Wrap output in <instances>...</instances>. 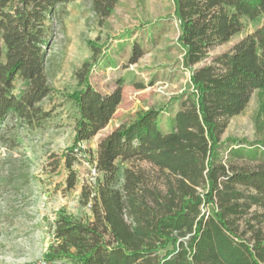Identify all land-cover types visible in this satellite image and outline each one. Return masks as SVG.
<instances>
[{"label":"trees","instance_id":"16d2710c","mask_svg":"<svg viewBox=\"0 0 264 264\" xmlns=\"http://www.w3.org/2000/svg\"><path fill=\"white\" fill-rule=\"evenodd\" d=\"M73 1L0 0L1 142L10 117L31 127L42 126L50 115L41 102L52 93L47 49L53 18L61 5ZM118 1L91 0L92 10L106 19ZM175 10L181 25L178 41L195 91L178 98L172 130L165 132L160 110L151 109L101 141L95 168L102 179L93 197L87 188L81 199L92 208L94 220L59 212L45 257L50 264H264L263 232L256 231L252 245L238 223L253 206L264 210V151H248L246 140H222L253 92L264 90V25L232 51L195 67L217 45L241 33L245 18L261 17L264 0H175ZM141 55V48H135L132 63ZM75 75L81 87L73 95L79 111L76 139L63 153L68 189L76 187L73 166L81 142L106 128L122 101L121 90L105 95L91 85L90 62ZM18 79L26 83L20 94L15 93ZM251 157L259 161L251 170L234 163ZM126 161L147 162L175 182L165 194L150 190L143 172L122 168ZM205 205H212L214 213L204 214Z\"/></svg>","mask_w":264,"mask_h":264},{"label":"rangeland","instance_id":"374dc122","mask_svg":"<svg viewBox=\"0 0 264 264\" xmlns=\"http://www.w3.org/2000/svg\"><path fill=\"white\" fill-rule=\"evenodd\" d=\"M57 13L47 49L52 93L41 102L50 115L42 126L31 127L10 117L4 126L5 142L0 141V264H35L45 259L54 243V222L59 212L93 221L92 208L81 199L87 188L93 197L102 179L95 168L101 141L120 126L133 122L140 112L151 109L160 110L161 128L165 132L172 130L173 115L180 109L178 98L195 91L192 72L184 64V49L178 41L181 25L175 0H119L106 19L93 12L91 0H74L61 5ZM243 22L241 33L217 45L209 52L210 57L195 67L210 63L217 54L232 51L247 35L263 27L264 14ZM138 47L142 55L132 63ZM86 62H90L91 85L105 95L121 90L122 101L109 125L93 139L81 142L82 151L73 166L76 187L68 189L69 169L63 153L75 144L79 111L73 95L81 88L75 74ZM25 86L22 79L16 80L15 93L20 94ZM227 138L246 140L248 151H264L258 144L264 146V90H255L248 107L230 120L222 135V140ZM234 163L250 170L259 165L252 157L236 159ZM126 166L143 172L145 185L162 194L170 182H175L174 176L144 161H126L122 168ZM122 180L123 177L120 184ZM201 209L204 214L214 213L212 205ZM238 223L244 238L253 245L256 231L264 234V210L253 206Z\"/></svg>","mask_w":264,"mask_h":264},{"label":"built area","instance_id":"2783aa9c","mask_svg":"<svg viewBox=\"0 0 264 264\" xmlns=\"http://www.w3.org/2000/svg\"><path fill=\"white\" fill-rule=\"evenodd\" d=\"M35 264H50L46 259H42L39 262L35 263Z\"/></svg>","mask_w":264,"mask_h":264}]
</instances>
